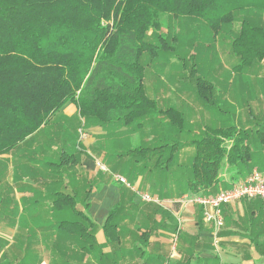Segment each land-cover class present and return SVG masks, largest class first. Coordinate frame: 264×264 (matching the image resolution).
I'll return each instance as SVG.
<instances>
[{
	"label": "trees",
	"instance_id": "16d2710c",
	"mask_svg": "<svg viewBox=\"0 0 264 264\" xmlns=\"http://www.w3.org/2000/svg\"><path fill=\"white\" fill-rule=\"evenodd\" d=\"M187 20L192 21L190 40L182 41L171 28ZM202 27L214 42L224 37L237 58L233 69L253 65L263 71L264 0H0V166L11 164L17 171L19 163L34 160L26 158L28 149L42 153L37 160L59 173L75 165L82 147L71 146L74 116L64 112L75 104L84 125L139 132L140 143L123 144L119 155L132 160L134 176L164 177V184L151 182L161 187V195L217 193L229 187L220 177L226 165L233 181L249 174L264 160V121L252 127L203 126L152 96L146 86L147 66L164 53L174 56L180 70L190 71L201 99L218 97L216 82L203 76L204 51L189 48ZM217 110L221 116L228 113L224 107ZM146 130L152 138H146ZM184 147L193 148L190 163L178 165ZM60 193V205L73 200ZM75 202L68 205L75 209ZM117 207L104 223L109 243L116 235ZM166 213L177 231L175 217ZM77 214L82 217L60 218L58 235L82 241V256L99 248L97 225L83 211Z\"/></svg>",
	"mask_w": 264,
	"mask_h": 264
},
{
	"label": "crops",
	"instance_id": "0c3cea01",
	"mask_svg": "<svg viewBox=\"0 0 264 264\" xmlns=\"http://www.w3.org/2000/svg\"><path fill=\"white\" fill-rule=\"evenodd\" d=\"M247 70L251 72V69ZM263 74L259 69V77ZM236 78L237 74L229 78V83L238 91L234 103L246 106L244 110H249L248 104L250 110L242 113L240 109L234 113V123L238 127H252L256 122L264 121V93L252 96L248 92L251 88L248 83L241 77L240 83L236 84ZM255 87L264 91V85L255 84ZM64 112L76 117L75 104H68ZM205 122L214 125L210 118ZM104 127L91 124L89 129H94L92 133L99 136L85 139L87 146L82 149L78 161L63 173H59L58 167H46L35 157L31 162L19 163L17 171L11 164L7 169L0 166L4 174L0 177V264H163L166 261L169 264H264L263 198L244 197L225 205V224L216 236L213 225L204 219L202 206L183 205L180 201L184 195L193 193L161 195V187L155 189L152 186V181L166 183L164 177L160 181L159 176L148 178L141 174L133 176L134 182L131 181L140 191L158 196L160 203L143 201L132 188L119 186V181L107 171L125 176L122 170L126 166L121 165L124 161L121 158L127 157L132 166L133 162L129 156H120L119 153L124 149L123 144L126 148L139 144L140 134L132 133L127 138L122 129L109 131L103 130ZM144 134L148 139L154 135L150 130ZM30 145L35 147L36 143ZM185 151L191 150L179 149L178 165L190 163L192 152L184 157ZM106 160L112 161V165ZM227 167L220 177L224 185H231L235 181ZM254 168L264 172V160ZM247 175L240 174L236 181ZM60 192L70 194L73 200H61L60 205ZM71 202H75V209L68 205ZM114 205L118 206L116 235L109 243L104 223ZM77 211H83L97 225L99 248L82 256L79 252L82 241L74 237L63 240L58 235L60 218L75 219L81 216ZM166 212L175 217L177 231L171 229V219ZM178 218H181L179 231ZM177 233L176 253L169 259Z\"/></svg>",
	"mask_w": 264,
	"mask_h": 264
},
{
	"label": "rangeland",
	"instance_id": "374dc122",
	"mask_svg": "<svg viewBox=\"0 0 264 264\" xmlns=\"http://www.w3.org/2000/svg\"><path fill=\"white\" fill-rule=\"evenodd\" d=\"M180 21L182 23L185 20ZM180 21L173 22L175 25L172 24L173 26L171 28V33L176 27L175 30H177V33L181 34V40L186 41V39H188L189 41L190 37L187 36H190L189 31L191 30L190 25L192 21L190 22L189 20H187L183 24H180ZM196 26L197 25H194L192 28ZM202 29H204V31L202 30L203 34H201V37L197 38L195 44L192 46L190 45L189 48L193 52L195 49L204 51L203 59H200L201 67L204 69L203 76L206 79L211 78L216 82L217 87H215L214 95H218V97L209 101L201 99L197 94L196 81L193 80L190 76V71L187 72L185 70H180L178 64L175 62L174 56L164 53H162V56H159L157 60L151 61L147 66L145 80L146 86L149 89V93L155 95L156 97H160L163 102L175 104V107L178 106L177 108L180 107L189 121H197L198 123L200 122L201 124H203V126L207 124L205 122L207 118L212 119L215 126L234 123V113L240 112V109L242 113H246L248 110H244L246 106H241L234 103L236 101L238 91L233 84L231 85L229 83V78L232 77L233 74H237V84L240 83L242 77L244 81L251 87L248 92L251 93L252 96H256L260 93H264L263 90L259 91L255 87V84H260V86L264 85V74L262 75V77H259V69L258 67L253 65L243 68L242 70L233 69V65L236 64L237 58H234L233 55L230 54V46L225 42V39H223L224 37L221 40L219 39L221 44L218 41L214 42L212 40V37L209 36L208 31L205 29V27H202ZM255 64L259 65L258 63ZM247 68L251 69V72H248V70L246 71ZM186 69L189 70L188 68ZM262 69L264 73L263 66ZM167 98H171V100ZM223 107L228 110V113L221 116L217 108L222 109ZM79 121L82 122V120L77 117H73V119L71 120L72 125H70L72 127L70 128V132L72 134V139L70 143H72L71 146H74V144H78V146L76 145V148L82 147L83 149L87 146V144L84 143V141H86L85 139L90 137H97L99 136V134L92 133L94 129H89L91 126L90 122L84 125L83 122L81 123ZM50 128L52 129L51 133L54 141H59L60 136H58L57 133L58 125L53 124V127ZM120 128L124 127H104L103 130L115 131ZM148 128L149 127H147V129ZM122 131L127 138L130 137V134L133 133L135 135L138 132L136 131L128 133L124 129H122ZM122 138L124 137H121V139ZM92 147L93 146H91V148ZM189 149L191 151H187V153L192 152L193 150V148ZM25 152L27 155L26 158L35 157L39 160L42 159V153L40 152L36 151L34 153H31L30 150H26ZM187 153L185 151V153H183V156L185 157ZM121 159L124 160L121 165L126 166L125 170H122V173L127 177V179H129L128 181L130 183L132 180V182H134V179L132 178L134 176L133 171L129 169L132 165L131 161H128L127 157H123ZM27 161L31 162L29 159ZM107 162L108 161L106 160V163ZM110 163L112 165V161H110ZM107 172L111 174L114 179L113 170H108ZM9 180H11V175H9ZM8 184L11 183L8 182ZM118 184L119 186H128L122 182H118Z\"/></svg>",
	"mask_w": 264,
	"mask_h": 264
},
{
	"label": "built area",
	"instance_id": "2783aa9c",
	"mask_svg": "<svg viewBox=\"0 0 264 264\" xmlns=\"http://www.w3.org/2000/svg\"><path fill=\"white\" fill-rule=\"evenodd\" d=\"M102 167L108 170L107 167ZM114 179L125 183L134 191H136L141 199L146 202L160 203L158 196H154L150 192L140 191L133 186L127 179V177L114 173ZM244 197H261L264 199V172L258 168H254L244 179L235 181L229 187L222 189L214 194H200L193 193L184 195L180 200L183 205L187 203L199 204L203 208V215L206 222L213 225L214 233L217 236L219 231L223 228L225 221L223 216V206L228 204H234ZM179 219V228L181 229V218ZM178 233L175 235L170 258H173L176 253ZM217 242V239H216ZM163 264H169V261Z\"/></svg>",
	"mask_w": 264,
	"mask_h": 264
}]
</instances>
